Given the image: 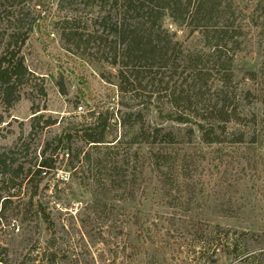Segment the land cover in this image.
Segmentation results:
<instances>
[{"label": "rangeland", "instance_id": "1", "mask_svg": "<svg viewBox=\"0 0 264 264\" xmlns=\"http://www.w3.org/2000/svg\"><path fill=\"white\" fill-rule=\"evenodd\" d=\"M37 1L0 0V51L11 28H20L14 16L21 10L20 29L29 35L20 54L31 73L12 107L0 98V154H7V164L23 167L18 184L25 180L22 188H10L8 165H0V193L11 200L0 217V264H264V124L253 122L264 116V0L223 1L219 12L227 13L220 15L230 17L227 26L236 31L228 40L223 70L207 56L210 41L201 30L192 32L189 21L177 25L167 18L159 32L165 46V31L175 34L179 67L146 74L139 97L118 92L111 50L96 41L78 50L62 37V23L72 19L85 37L99 36V18L114 17L118 9L113 0H40V6ZM170 49L175 52L172 45ZM188 54L205 55L198 62L203 77L186 73L182 59ZM249 72H257V80L251 81ZM192 78L203 86L194 90L200 102L196 114L207 113L203 105L237 108L244 126L227 123L225 145L203 144L197 132L187 136L185 126L159 117L160 112L172 114L174 92ZM88 91L95 99L79 100ZM120 102L141 111L147 129L181 134L176 146L143 144L135 162L138 145H125L137 176L129 201H122L117 191L95 189L86 167L72 176L64 153H58V170L35 179L42 182L39 194L33 213L23 220L32 192L26 186L27 170L37 164L43 144L83 121L96 106L100 111L113 108L120 117L127 112ZM37 111L57 124L42 130L43 123L34 120ZM239 130L246 142L234 145L232 134ZM167 148L179 153L181 161L165 171L163 184L152 173L149 153Z\"/></svg>", "mask_w": 264, "mask_h": 264}, {"label": "trees", "instance_id": "2", "mask_svg": "<svg viewBox=\"0 0 264 264\" xmlns=\"http://www.w3.org/2000/svg\"><path fill=\"white\" fill-rule=\"evenodd\" d=\"M91 1L87 0L89 3ZM100 1L104 3L106 0ZM223 1L113 0V6L118 7V9L114 17L107 14L99 18L97 23L103 28L99 36L97 35L98 32H94L85 37L75 27V20L72 19L64 20L65 22L62 23V37L73 43V47L78 50L87 49L92 41L99 42V45L103 44L105 51L111 50L112 57L109 64L112 68L117 69L115 75L119 81L118 92L123 96L130 94L139 97L146 74L151 76L154 70L161 72L163 68L174 70L179 67L176 57V48L179 43L173 42L175 34H170L168 29L165 31L168 38L165 46L161 38L164 33L159 32L167 18L177 25L189 21L188 25L192 32L201 30L205 39H208L211 43H209V54L207 56L216 58L217 63L221 66L220 68L226 64L224 59L227 58V43L236 31L227 26V18L230 19V17L220 15L221 12L223 14L227 13L225 9L219 12ZM37 4L42 5L40 0L37 1ZM21 15L20 10L14 16L17 23L20 24V28H22L21 22L23 21ZM20 28L17 24L15 28H11V32L8 33L6 38V45L0 51V98L6 107H12L19 100L18 88L25 78L31 75L20 54L21 45L26 43L29 34L22 32ZM170 45L173 46L175 52L170 49ZM118 47L121 50L118 49L117 51ZM203 57H205L204 54H188V56H185L182 61L186 66V73L203 77L204 70L199 68L198 65ZM249 76L251 81L258 78L257 72H249ZM185 81V84L180 85L177 95L174 92V102H170L172 109H174L172 114L164 116L160 112L159 117L162 120L177 123L179 127L185 126L186 132L189 133L186 134L187 136H195L197 132L203 144L225 145V142L228 141L227 123L231 122L233 127L244 126L237 113V108L233 107L227 111L226 107L217 109L215 106L212 108L203 105L205 113H207L196 114L197 104L200 102L196 101L198 95L197 92L194 93V90L203 89V86L195 85L196 79L194 78ZM61 91L64 94V90ZM40 93H44V89H41ZM261 93L263 94L261 103L264 105V92L261 91ZM79 98V100L87 102L88 99H95L92 91H88L86 94L81 92ZM119 104L127 111L120 117H115L113 108L111 111H100L99 107L96 106L97 108H91L86 115L82 116L83 121L67 126L50 141L43 144L37 164L30 166L27 170L29 176L26 179V186L32 192L21 212L23 220H27L30 213H33V201L39 194L42 182L35 179L42 174L58 170L56 167L57 160L55 159L59 157L58 153H64L63 156L67 158V165L72 171V176L75 175L73 173L77 172L78 168L82 170L86 167L94 180L95 189L101 193L104 191H117L122 201H129L128 196L132 193L137 176L135 175L136 171L132 170L131 172L129 166L131 154L125 150V145L130 144L132 147L138 145L133 154L135 162L138 161V151L143 144L176 146L181 134L177 136L173 130L164 132L162 127L151 126L147 129L141 111H133V108L125 102ZM180 104L183 106V110H180ZM38 112L34 113V120L38 121V124L43 123L42 130L57 124V120L45 119ZM253 122L264 124V116H255ZM236 132L237 134H232L234 137L233 144L243 145L246 142L247 135L240 130ZM128 138L130 140L127 142ZM257 142L255 135H252L250 143L255 144ZM79 143L82 144L81 147L72 148V145ZM84 148H86V151H84ZM172 153L169 148L167 150L158 149L149 153L152 173L163 184H166L165 171H172L174 166H177L176 164L181 161L179 153ZM7 160V154H0V165L5 166V168L8 165L9 168L10 177L7 178V184L10 188H17V186L22 188L25 180L18 184L17 178L19 173L23 171V167H14V164H7ZM14 196L16 195L13 194L10 197ZM10 201L0 193V217L1 215L4 216L8 204L11 203ZM38 209L37 214L40 213V205H38ZM236 245L235 243L233 247L236 248Z\"/></svg>", "mask_w": 264, "mask_h": 264}, {"label": "built area", "instance_id": "3", "mask_svg": "<svg viewBox=\"0 0 264 264\" xmlns=\"http://www.w3.org/2000/svg\"><path fill=\"white\" fill-rule=\"evenodd\" d=\"M78 109H79V111H82L83 110L82 106H80Z\"/></svg>", "mask_w": 264, "mask_h": 264}]
</instances>
